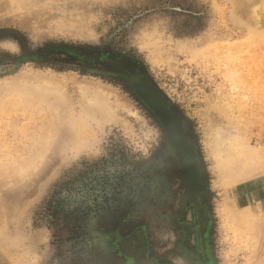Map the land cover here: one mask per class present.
<instances>
[{"label":"rangeland","instance_id":"374dc122","mask_svg":"<svg viewBox=\"0 0 264 264\" xmlns=\"http://www.w3.org/2000/svg\"><path fill=\"white\" fill-rule=\"evenodd\" d=\"M141 253L264 264V0H0V264Z\"/></svg>","mask_w":264,"mask_h":264},{"label":"flooded vegetation","instance_id":"af4514ba","mask_svg":"<svg viewBox=\"0 0 264 264\" xmlns=\"http://www.w3.org/2000/svg\"><path fill=\"white\" fill-rule=\"evenodd\" d=\"M137 84V83H136ZM135 84V85H136ZM139 84L136 85V89L137 91H139V93L141 94V97H143V99L146 101V103L149 105V107L152 109V111L157 115V117L161 120L162 122V125L163 127L165 128V133H166V137H167V140H168V143L171 145L172 147V150H173V154L175 156V159L178 163V168H179V172H180V176H181V179H182V182L184 184V186L186 187V192L185 194L183 195L182 198H185V199H189L191 201H193L194 203H197V194L196 195H191L190 194V187H189V184H188V181H187V178L185 176V171H184V168H183V164L185 162L183 156L181 155V152H180V148L178 146V143L177 141L175 140V135L174 133L170 130L169 128V124L167 123L166 119H165V116H164V113L160 110V108H154L155 104L153 103L154 101L151 100V98H149V94L147 93H142L140 90H139ZM154 93V92H153ZM155 94V93H154ZM156 95V94H155ZM156 98L158 97L160 99V101L162 102V104L165 106L166 103H164V101L158 96L156 95L155 96ZM167 106V105H166ZM157 107V106H156ZM165 108V107H164ZM169 109V108H168ZM172 111V110H171ZM172 114H173V111H172ZM175 114V113H174ZM176 115V114H175ZM179 119V123H180V127H179V130H180V134L182 135V139L183 141L185 142L186 146L189 148V151H191V153L193 154L194 159H195V162H196V166H197V177H198V180L200 182V185H201V188L198 190H202L203 187H204V184L202 182V179L200 177V167H199V162H198V159H197V156L195 154V151H194V147L191 143H189L187 141V135L182 131L181 129V120L179 118L178 115H176ZM177 119V120H178ZM198 193V192H197ZM136 238V237H135ZM137 247H142V244L141 243H137ZM141 259H146L148 261L149 264H157L155 263L152 259L148 258L146 255H144L143 253H141V255L139 256V259L137 262H134L132 264H138Z\"/></svg>","mask_w":264,"mask_h":264},{"label":"bare ground","instance_id":"6f19581e","mask_svg":"<svg viewBox=\"0 0 264 264\" xmlns=\"http://www.w3.org/2000/svg\"><path fill=\"white\" fill-rule=\"evenodd\" d=\"M139 90H140V87H139ZM144 93L149 94V98H151V100L154 101L153 103L155 104V106H157V108L161 107L160 110L164 113L165 119H166L167 123L169 124V128L175 135V140L178 143L181 155L183 156V158L185 160V162L182 163V164H183V168H184V171H185V176L187 178L188 184H189L190 188L198 187L199 186V181H198V177H197V166H196V163H194L193 155L191 154V151H189V148L186 146L185 142L181 138L182 135L180 134L179 129H177L178 126H177V122L175 121V118H171L169 116V114L164 110V107H163L161 101L158 98L155 97L156 96L155 94L150 93L148 91H144L143 94ZM243 219H245V218H242V220Z\"/></svg>","mask_w":264,"mask_h":264},{"label":"water","instance_id":"95a60500","mask_svg":"<svg viewBox=\"0 0 264 264\" xmlns=\"http://www.w3.org/2000/svg\"><path fill=\"white\" fill-rule=\"evenodd\" d=\"M155 106V105H154ZM154 108H157L156 106ZM195 157V156H194Z\"/></svg>","mask_w":264,"mask_h":264}]
</instances>
